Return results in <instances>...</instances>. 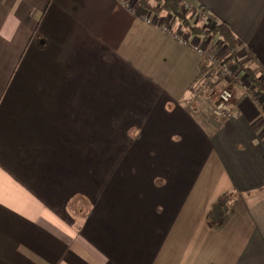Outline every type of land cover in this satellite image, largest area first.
Wrapping results in <instances>:
<instances>
[{
  "label": "crops",
  "instance_id": "0c3cea01",
  "mask_svg": "<svg viewBox=\"0 0 264 264\" xmlns=\"http://www.w3.org/2000/svg\"><path fill=\"white\" fill-rule=\"evenodd\" d=\"M182 1L228 22L264 78V0ZM131 2L0 0V264H264V91L236 64L235 114L217 116L194 47H228L170 20L184 45Z\"/></svg>",
  "mask_w": 264,
  "mask_h": 264
},
{
  "label": "trees",
  "instance_id": "16d2710c",
  "mask_svg": "<svg viewBox=\"0 0 264 264\" xmlns=\"http://www.w3.org/2000/svg\"><path fill=\"white\" fill-rule=\"evenodd\" d=\"M140 5L146 9L154 13L155 15L159 14H171L174 15L181 26L186 29L192 35H198L207 38H220L224 45H226L230 51V55L225 58V60L229 62H233L237 64L238 70L242 71L246 74L248 81L251 85L254 86L255 89L259 91H264V78H262L259 73L261 72L260 67H251L245 64L240 63L237 55L239 50V44L237 37L235 36L230 24L225 21H219L215 25L209 27L207 25H200L193 21V19L183 12V8L185 3L182 0H138ZM202 10L204 14L203 22L205 20H211V16L208 13L207 9L204 6H195L191 5L188 9L190 13H194L198 10ZM195 11V12H194ZM207 23V22H206ZM204 61V59H203ZM207 65H203L200 70L201 76ZM198 76V77H199ZM235 196L234 193H225L222 195L219 200L214 204L209 218L210 221L219 223L225 217L226 214L230 211L232 198Z\"/></svg>",
  "mask_w": 264,
  "mask_h": 264
},
{
  "label": "built area",
  "instance_id": "2783aa9c",
  "mask_svg": "<svg viewBox=\"0 0 264 264\" xmlns=\"http://www.w3.org/2000/svg\"><path fill=\"white\" fill-rule=\"evenodd\" d=\"M145 19L148 23L158 26V21L148 17ZM159 26L164 32L172 33L184 45L190 43V39L186 35L179 33L178 30L173 31L170 25L159 24ZM194 50L201 54L207 67L201 77L191 86L192 91L204 93L212 102L217 116L226 118L234 115L236 103L234 88L232 87L242 81L236 73V64L225 59H219L209 47L195 46Z\"/></svg>",
  "mask_w": 264,
  "mask_h": 264
},
{
  "label": "rangeland",
  "instance_id": "374dc122",
  "mask_svg": "<svg viewBox=\"0 0 264 264\" xmlns=\"http://www.w3.org/2000/svg\"><path fill=\"white\" fill-rule=\"evenodd\" d=\"M131 4L133 5V7L135 8V6L137 7V5H136V2H135V0H132V2H131ZM191 5H189V4H187V3H185V6H184V8H183V12L185 13V14H188V16H190L192 19H193V21L195 22V23H197V24H200V25H207V26H209V27H211V26H213L212 25V23L211 22H209L208 20L206 21L205 20V22H203L202 21V19L205 17L204 16V14H202L203 13V11L202 10H198V12H197V14L198 15H200V16H198L197 14H196V12H195V14L194 13H190L189 11H188V9H189V7H190ZM132 6L130 5L128 8H131ZM138 10H139V12H142V14H145V15H143V16H141L142 18H143V20H144V17H148V18H153L154 20H156L157 19V17H156V15L155 14H153L152 12H149V11H145L144 9H141L140 7H138L137 8ZM164 15H168L169 17H167V19H168V21L166 22L164 19H162L163 20V22L165 23V25H167V26H169V23H172V22H169L170 20L171 21H174V23L176 22L177 23V19H176V17L174 16V15H171V14H164ZM198 16V17H197ZM207 22V23H206ZM162 23V22H161ZM209 48H211L210 46H209ZM217 56V55H216ZM218 57V56H217ZM219 58V57H218ZM220 59V58H219ZM237 68V67H236ZM243 82H245V80L244 79H242V81L239 83L240 85H244V83ZM234 87V86H233ZM131 163V162H136V163H142V164H144L145 163V161H136V160H131V159H129L128 161H124V163ZM162 173V170H160L159 168H157V169H155V170H153V171H150V170H148L147 171V174H146V176H144V177H153V175L156 173V175L158 176V175H160L161 173ZM160 173V174H159ZM120 174H121V172H117L115 175H114V177L112 178V181H111V187H131V185H133V184H130L131 183V179L133 180V179H135L136 178V176H138L137 174H133V175H130V177H126V178H121L120 177ZM130 179V181L126 184L125 182L127 181V179ZM142 179H140V181H141ZM135 182V181H134ZM124 183H125V186H124ZM149 185V182H147V181H143V183H142V185ZM227 216V214L225 215V217Z\"/></svg>",
  "mask_w": 264,
  "mask_h": 264
}]
</instances>
